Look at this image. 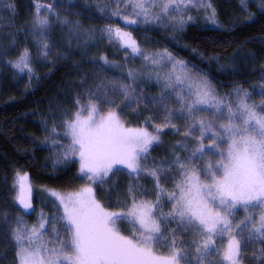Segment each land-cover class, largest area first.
Segmentation results:
<instances>
[{"label": "snow or ice", "instance_id": "snow-or-ice-1", "mask_svg": "<svg viewBox=\"0 0 264 264\" xmlns=\"http://www.w3.org/2000/svg\"><path fill=\"white\" fill-rule=\"evenodd\" d=\"M55 2L35 3L29 35L42 60L52 53L48 33L54 25L70 23L59 19ZM240 3L246 12L247 0ZM95 7L113 21L99 29L101 39L123 50L126 57L140 59L142 68L129 69L128 82L94 84L84 93V102L78 95L75 111L52 126V135L59 139L51 143L62 149L57 162L78 158L80 178L88 183L65 195L45 189L54 198L50 203L55 211L51 215L41 211L31 226L21 217L16 219L7 234L16 264H244L248 248L257 243L261 247L253 248V259L258 257L264 264V100L257 104L252 93L240 87L220 96L185 61L167 49L146 51L132 35L140 25L182 29L194 19L189 13L201 9L209 12L207 19L213 25L221 27L211 0H97ZM260 7L264 9V0ZM117 18L132 31L113 26ZM101 59L103 66L120 67ZM8 63L20 75H35L28 47ZM163 69L168 71L162 73ZM153 77L162 90L148 97L140 85ZM256 94L264 97V89ZM173 101L178 107L169 106ZM141 104L153 107L162 122L156 124L149 117L147 126L126 127L122 117ZM175 120L183 122L182 133ZM165 129L194 138L198 147L189 151L184 145L181 155L177 142L168 159L148 164ZM63 138L68 143L61 144ZM122 170L133 179L142 178V173L151 177L153 189L129 184L126 199L118 201L121 210L109 211L97 199L95 187L110 184ZM13 187L18 189L14 201L25 214H32L28 174L17 172ZM150 195L155 199L144 198ZM165 201L170 205L167 212ZM241 210L244 215L237 219ZM0 217L7 224L8 217L2 213ZM122 223L127 235L118 226ZM161 247L164 251L158 252Z\"/></svg>", "mask_w": 264, "mask_h": 264}, {"label": "trees", "instance_id": "trees-1", "mask_svg": "<svg viewBox=\"0 0 264 264\" xmlns=\"http://www.w3.org/2000/svg\"><path fill=\"white\" fill-rule=\"evenodd\" d=\"M214 1L221 27L186 28L177 32L174 38L179 47L174 44L169 47L196 64L200 72L205 71L218 93H230L240 87L252 93V101L259 104L264 100L256 94L264 89V9L260 7V0H248L246 12L241 11L240 0ZM36 2L0 0V213L8 217L7 224L0 217V264H16L15 248L7 235L9 227L15 226L18 217L31 222L34 219L23 214L14 201L16 173L28 174L34 192L40 189L60 192L79 189L84 180L80 178L77 159L72 163L57 162L58 151L62 149L51 143L52 139H59L52 135L51 128L54 124H61L64 114L74 109L82 81H86L84 87L92 86L97 77L125 82L122 67L139 68L136 59L126 57L121 50L101 39V25L95 7L97 0H56L59 19H67L70 23L54 25L48 33L52 53L47 60L40 59L34 38L29 35L33 30ZM249 14L252 19H248ZM82 32L90 38L77 39ZM94 39L95 43H89ZM25 47L33 57V77L20 75L8 63L15 60ZM102 57L107 58L109 65L118 64L120 67L103 66ZM146 88L142 83L140 91L144 95L149 92ZM116 102L120 103L119 100ZM122 118L126 127H141L137 115L125 114ZM62 131L57 128L58 133ZM177 142L183 155V146L189 145L187 139L174 132H162L161 143L153 148L147 163L168 159L177 150ZM60 143L65 144L64 141ZM129 179L133 180L128 175L115 174L110 184L103 188L94 186L97 198L111 210L118 209V201L124 199L122 190ZM140 179L139 188L150 192L151 180ZM145 198L153 199L154 196ZM37 201L38 196L34 195V203ZM46 211L51 215L54 208L47 204ZM119 227L123 234L126 233L123 224ZM260 247L261 244L257 243L248 248L244 264H259L258 257L253 259V248Z\"/></svg>", "mask_w": 264, "mask_h": 264}, {"label": "rangeland", "instance_id": "rangeland-1", "mask_svg": "<svg viewBox=\"0 0 264 264\" xmlns=\"http://www.w3.org/2000/svg\"><path fill=\"white\" fill-rule=\"evenodd\" d=\"M239 1V0H238ZM248 1V0H247ZM211 4H212V7L213 8H215V10H216V18H217V21H218V23L220 24V22H219V18H218V14H217V5L215 4V1L214 0H211ZM113 8L115 7V5H113L112 6ZM206 7V6H205ZM97 11V10H96ZM210 11V10H209ZM97 13H98V20H99V22H100V25H101V27L100 28H102V27H104L105 25H107V24H111V23H113V21H110V20H108V19H106V18H104V16H103V14L102 13H100L99 11H97ZM189 15H191V16H193L194 17V19H193V21H191V22H189L188 24H186L182 29H176V28H174V27H172L171 25H152V24H149V25H140L135 31H132V29L131 28H128V27H125L124 25H123V23H122V21H119V19L117 18L116 19V22H115V24L113 25V26H119V27H122V28H124V30L125 31H132V35H133V37L137 40V42L142 46V48L144 49V50H146V51H149V52H154V51H163L164 49H167L168 51H170L172 54H173V56L176 58V59H178V60H183V61H185L187 64H188V66H189V68L193 71V72H195V73H197V74H199V75H201V76H204L207 80H209L210 82H212L211 80H210V78H208V76H206V72L205 71H203V72H200V70L197 68L198 66H196V64H194L193 62H189V60H187V58H185L184 56H182L180 53H178L177 51H175V50H172V48L171 47H169V44H174V46H178L179 47V45L177 44V42L174 40V38H176L175 36L178 34V33H180V32H182V31H184L186 28H191L192 26H199L200 28H205V27H209V28H218V27H216L215 25H213L211 22H210V20H208L207 19V17H208V15H209V12L208 11H205V10H203V9H201V10H198V11H192V12H190L189 13ZM221 25V24H220ZM178 32V33H177ZM148 33V34H147ZM165 34H170L171 36H167V35H165ZM154 35H157V36H154ZM96 36V34L94 33V37ZM158 37V38H157ZM83 38H87V39H89L90 37L88 36V34H86L85 32H82V34L79 36H77V39H83ZM150 38H152V39H150ZM154 40H157V41H154ZM95 43L96 42V39H94V40H90L89 41V43ZM176 43V44H175ZM118 50H121V49H119L118 48ZM123 53H124V51L123 50H121ZM136 61L138 62V64H139V68H137V67H133V66H130V65H126L125 67H122V74L125 76V78H126V76H127V73H128V71H129V69H136V70H140L141 68H142V62H141V60L140 59H138V58H136ZM162 71V73H166L168 70L167 69H163V70H161ZM147 74L145 73V76H146ZM95 77V76H94ZM98 78V77H97ZM97 78H94L93 79V81H92V84L94 85V84H96V83H100L102 80H105V79H103V78H101V79H97ZM98 80V81H97ZM109 81H111V80H109ZM117 81H121V80H117ZM125 82H128L126 79H125ZM145 86H147V88L146 89H148L149 90V92L145 95V96H148V97H153V96H158L159 95V93L161 92V85H159V84H157L156 83V81H155V77H153V79L152 80H147V79H145L143 82H142ZM142 83H141V85L140 86H142ZM86 84V83H85ZM85 84L84 85H82L79 89H78V94L81 96V102L83 103L84 102V100L86 99V97H84V93L86 92V90H88V89H90V88H92V86H88V87H84L85 86ZM235 89V88H234ZM234 89L231 91V92H233L234 91ZM153 91H155L154 93H153ZM218 93V92H217ZM220 96H224L225 94H226V92H225V94L223 93V94H220V93H218ZM76 95V94H75ZM78 96V95H77ZM112 99H114V100H119L118 98H116V97H113ZM169 106L170 107H172V108H176V107H178V105H176L175 103H174V101L173 102H170V104H169ZM73 111H75V107H74V109L72 110V111H70L69 112V116H70V114L73 112ZM62 112V111H61ZM65 112H62V114H64ZM128 114H134V115H137L138 116V119L137 120H140V123H139V125L142 127V126H147L146 125V121H148V119H149V117H152L153 118V121H154V123H156V124H159V123H161L162 122V120H161V116H160V114H158V113H155V110H154V108L153 107H151V106H148V107H145L143 104H141L138 108H136L135 110H132V109H130L127 113H126V115H128ZM123 119V118H122ZM174 123H176L177 124V126L178 127H180L181 128V133H182V131H183V122L182 121H180V120H175L174 121ZM153 129L151 128V127H149V131H152ZM164 132H174V133H177L174 129H165V131ZM181 133H177V134H181ZM161 135V134H160ZM181 136H182V138L183 139H185L186 140V138L181 134ZM61 141H64L65 142V144L66 143H68V139L67 138H63V139H61L60 140V142ZM187 141H188V146H187V148H188V150L189 151H191V150H193L194 148H196V147H198V142L194 139V138H187ZM204 143H205V145H207L208 143H209V141L207 140V139H205L204 140ZM217 157H213V160H215ZM77 159V164H78V170H79V167H80V165H79V162H78V158H76ZM126 173V170H122V171H120V172H117L116 174H118V176L120 175V176H125V175H127V174H125ZM21 174H23V173H21ZM142 175V177L143 178H145V179H150L151 180V189H153V180H152V178L151 177H149V176H147L146 174H141ZM129 176V175H128ZM131 179H133L132 177H130ZM128 182V184H127V186L129 185V184H134V185H137V184H139L140 182H141V179L139 178V179H133V180H128L127 181ZM86 183H88L87 181H85L84 180V182H83V185L81 186V187H83ZM127 186L126 187H124V190H122L123 191V193H124V196H123V198L124 199H122V200H125V198H126V193H127ZM80 187V188H81ZM166 187H171V182H169L167 185H166ZM79 188V189H80ZM32 189H33V187H32ZM79 189H77V190H75V191H69V192H60V191H56L57 193H59V194H61V195H65V194H72V193H75V192H77ZM45 189H40V191L39 190H37V191H35L34 192V189H33V191H32V204H33V208L35 209V211L32 213V214H25L24 212H23V210L20 208V206L17 204V206L20 208V210L23 212V214H25V215H31V216H33L34 217V219H33V221L31 222V221H29V220H27V218H25V217H21L26 223H27V225H29V226H31L32 224H34L36 221H37V218H38V216H39V214H40V212L41 211H43L45 214H48V215H50L49 213H47V211H46V208H47V204H48V206L49 205H51V207H52V204L50 203V201L52 200V199H54V198H52V197H49V196H47V194L45 193V191H44ZM49 190V189H48ZM17 191H18V189H16L15 188V194L17 193ZM50 191H55V190H50ZM115 196H116V193H113ZM34 195H37L38 196V201H37V203L35 204L34 203ZM145 198V197H144ZM98 199V198H97ZM145 199H148V198H145ZM153 199H155V197L153 198ZM102 203V202H101ZM103 204V203H102ZM106 207V206H105ZM121 207L122 206H118V209H116V210H111L110 208H108V210L109 211H120L121 210ZM169 207H170V205L168 204V202L167 201H165V207H164V211L165 212H167L168 210H169ZM53 208V207H52ZM54 211H55V209H54ZM53 211V212H54ZM243 215H244V213H243V211L241 210V211H239V212H237V214H236V216H237V219H240V218H242L243 217ZM22 216V215H21ZM123 224V223H122ZM119 226V225H118ZM123 226H125V227H127L125 224H123ZM125 235H127L128 234V232L126 231V233H124ZM157 251L158 252H163L164 251V249H163V247H161V248H159V249H157Z\"/></svg>", "mask_w": 264, "mask_h": 264}]
</instances>
